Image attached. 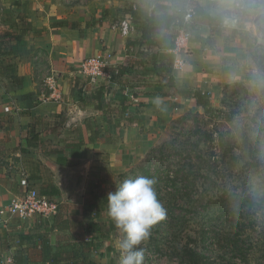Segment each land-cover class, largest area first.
Segmentation results:
<instances>
[{"label":"crops","instance_id":"crops-1","mask_svg":"<svg viewBox=\"0 0 264 264\" xmlns=\"http://www.w3.org/2000/svg\"><path fill=\"white\" fill-rule=\"evenodd\" d=\"M9 2L17 10L13 21L19 13L24 14L33 30L17 46L23 83H11L15 86L1 96L5 102L0 103V211L15 198L22 197L21 180L29 176L30 187L40 192L44 188L59 191L47 196L60 202L62 211L67 212L71 203L82 210L93 180L98 179L96 183L106 191V153L127 157L130 151L126 149L130 148L133 157L138 149L136 141L146 136L141 133L142 126L165 123L174 113L202 106L194 98L159 97L155 93L167 91L165 86L156 81L148 85L137 83L131 72L117 78L113 73L112 78H104L101 86L106 84L108 88L97 93L94 91L100 88L82 91L71 67L104 50L113 52V65H123L130 58L131 42L125 37H114L116 33L107 22L102 26L82 24L80 28L54 26L67 20L58 17L61 9L54 0ZM192 2L212 16L222 15L224 22L214 26L202 19L184 53L177 55L170 48L162 49L159 60L173 62L178 56L185 58L183 67L171 66L176 84L210 94L223 84L244 78L243 63L250 60L252 39L248 32L236 31L234 22L228 23L224 17L223 13L232 11V1ZM7 10L5 15L9 16ZM38 51H46L52 62V73L45 81L53 77L56 84L55 89H47L48 93L40 90L36 79ZM124 106L130 112L138 109L140 112L124 119L121 112ZM107 126L110 141H106ZM115 134L120 138L115 139ZM104 213L106 210L97 220L102 227L98 233L79 228L78 223L84 221L81 215L72 218L63 214L59 218L36 217L23 221L18 216L6 217L0 213V264H15L20 252L25 264H75L58 246L64 249L79 239H94L97 250L90 252V258L97 264H106L108 237L104 233ZM74 221L78 223L70 224Z\"/></svg>","mask_w":264,"mask_h":264},{"label":"rangeland","instance_id":"rangeland-1","mask_svg":"<svg viewBox=\"0 0 264 264\" xmlns=\"http://www.w3.org/2000/svg\"><path fill=\"white\" fill-rule=\"evenodd\" d=\"M9 1L0 0V31L17 22L13 21L17 10ZM54 1L61 9L58 17L80 25L102 26L107 22L117 39L123 38L117 25L130 17L124 12L130 7L149 14H182L188 12L192 3L191 0ZM229 1L233 2L232 11L223 13L227 22H234L236 31L248 32L252 39L250 60L243 63L244 78L223 84L210 93L207 109L192 107L174 113L165 123L142 126L141 133L146 136L136 141L138 149L133 157L130 148L126 149L130 151L127 157L106 153V194L126 178L146 176L142 170L146 168L150 171L147 177L156 181L157 199L166 209L165 219L152 227L150 237L141 245L143 264H189L187 249L204 253L209 258L207 264H264V0ZM8 8L9 16L4 12ZM171 37H161V46L170 48ZM125 38L132 43L129 55L137 53L142 41L140 32L133 26ZM135 42L138 44L133 47ZM37 55L38 86L47 92L44 81L52 73V62L46 51H38ZM139 69L142 77L153 71L150 65H141ZM136 77L132 74L133 79ZM77 78L79 84L84 83ZM147 79L156 81L153 76ZM13 86L0 76V103L5 102L2 94L9 93ZM109 129L107 126L106 141L112 140ZM77 209L71 203L66 210L72 218H78L81 214L75 212ZM103 218L108 237L106 264L109 261L120 264L119 243L123 233L107 209ZM207 233L217 234L218 240L206 243ZM232 239L234 244L230 243Z\"/></svg>","mask_w":264,"mask_h":264},{"label":"trees","instance_id":"trees-1","mask_svg":"<svg viewBox=\"0 0 264 264\" xmlns=\"http://www.w3.org/2000/svg\"><path fill=\"white\" fill-rule=\"evenodd\" d=\"M188 7L193 8L194 10L193 19L186 23L187 28H189L192 32H194L193 30H195V28L200 24L202 19L210 21L214 26H218L224 22L222 15L212 16L199 4L192 2ZM124 12L129 14L130 17L128 18L132 20L134 28L140 32L142 41H140L139 50L137 53H131V57L126 63L116 67V69L113 70L115 75L114 78L131 72L133 75L137 76L136 79L134 78L135 80L142 81L145 85H148L150 82L146 81L148 80L147 78L149 76H153L158 84H161L168 89L167 91L156 92L155 94L157 96L194 98L199 106H202L205 109L209 108L210 102L208 92L200 89L179 87L175 82V78L171 70L172 62H161L159 60L160 51L162 49H167V47L161 46L162 38H164L165 35L172 36L174 34L175 26L177 23L183 22L187 12L182 14H149L140 8L134 7H130ZM58 25H70L72 28H80V23L78 22L68 23L66 21H62L54 23V26ZM214 26L212 27V32L215 30ZM32 30V25L28 19L25 16L19 15L15 24L10 26L8 29L0 31V76L4 77L15 85H21L23 83V78L19 74L16 48L18 45L24 42L25 37L30 34ZM129 45L132 46V43ZM150 64L153 65V71H144L148 75L144 73L145 77H142V71H139L142 69H139V67L141 65L147 66ZM36 79L38 81L37 75ZM104 86L106 85L100 86V89L94 92L97 93L100 90L102 91ZM160 104H164V102L161 101ZM121 112L123 114V118L128 119L133 117V113H139L140 111L137 110L135 112H130L127 106H124ZM142 170L146 176L149 175V169L143 168ZM29 178L30 176L27 178V180H29ZM40 193L44 195H50L58 194L59 191L55 188L50 190L44 188V190H42ZM106 197V191L101 188L98 183L92 182L88 189L83 209H77L75 211L76 213L81 214L84 221H81L80 223L74 221L73 224L76 225L78 223V225H80L79 228L83 229L84 232L98 233V231H101V223L97 220L107 209ZM69 213L71 212H64V210L62 211L61 205L59 204L58 212L54 217L58 216L59 218V216ZM67 223L64 222V226L67 225ZM204 239L206 243H213L215 240H218V235L214 233H207L206 237L204 236ZM231 242L234 244L233 239L230 241V243ZM58 247L62 253H67L69 260L72 259L74 263L77 262L75 264H97L92 260V258H90V252L97 250V244L94 239H79L78 241H73L66 245L64 249L63 247ZM186 255L189 258V264H207V260L209 259L204 253H198L193 249H187ZM15 264H25L23 254L21 252L20 255L15 257ZM228 264L230 263L228 262Z\"/></svg>","mask_w":264,"mask_h":264},{"label":"built area","instance_id":"built-area-1","mask_svg":"<svg viewBox=\"0 0 264 264\" xmlns=\"http://www.w3.org/2000/svg\"><path fill=\"white\" fill-rule=\"evenodd\" d=\"M193 13V8H189L183 22H179L175 26L174 34L171 37L172 46L170 50L177 55L184 53L188 47L192 31L187 28L186 23L193 19ZM132 28L133 24L130 18L120 20L117 25V29L123 37L129 36ZM112 59V51H102L97 55L82 59L72 71L76 78L83 79L84 83L80 84V88L83 91L88 86L99 88L104 78H112L113 70L117 67L112 64ZM185 63L186 59L178 56L174 59L172 65L181 68ZM44 84L48 89H55L56 83L53 77L48 78ZM21 185L24 188L22 197L15 198L10 205L0 211L1 214L6 215V217L18 216L23 221L35 219L36 217L50 219L56 215L59 209L58 201L41 194L36 188L30 187L26 178H22Z\"/></svg>","mask_w":264,"mask_h":264},{"label":"clouds","instance_id":"clouds-1","mask_svg":"<svg viewBox=\"0 0 264 264\" xmlns=\"http://www.w3.org/2000/svg\"><path fill=\"white\" fill-rule=\"evenodd\" d=\"M155 184V179L147 176L126 178L107 194L108 215L123 233L120 264H143L141 245L150 237L152 227L166 217Z\"/></svg>","mask_w":264,"mask_h":264}]
</instances>
